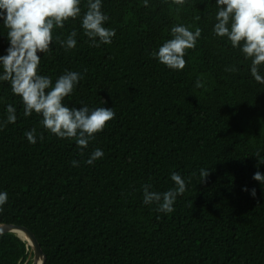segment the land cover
<instances>
[{
	"label": "trees",
	"instance_id": "16d2710c",
	"mask_svg": "<svg viewBox=\"0 0 264 264\" xmlns=\"http://www.w3.org/2000/svg\"><path fill=\"white\" fill-rule=\"evenodd\" d=\"M102 11L104 26L116 31L111 45L90 46L78 17L38 53L39 72L53 84L65 70L81 73L68 107L115 112L84 155L74 140L44 129L39 115L25 117L20 97L0 82V121L8 104L17 115L0 130V191L9 194L0 224L30 230L45 264H264V185L253 179L264 174L255 156L264 157V85L252 78L251 61L214 35L215 0H149L147 7L102 0ZM178 24L199 28L201 37L186 50L185 68L173 71L152 53ZM74 30L77 46L65 51L55 37ZM6 34L0 27V55ZM33 129L36 144L25 136ZM96 148L103 158L84 163ZM202 168L209 171L203 181ZM172 172L186 191L165 215L143 204V185L167 191ZM31 252L16 234L0 236V264H33Z\"/></svg>",
	"mask_w": 264,
	"mask_h": 264
},
{
	"label": "clouds",
	"instance_id": "9594fccd",
	"mask_svg": "<svg viewBox=\"0 0 264 264\" xmlns=\"http://www.w3.org/2000/svg\"><path fill=\"white\" fill-rule=\"evenodd\" d=\"M143 2L147 7L149 0ZM172 2L180 5L184 0ZM82 3L86 9L83 13ZM215 6L214 35L227 38L232 48L239 49L244 58L251 61L252 78L264 85V72L261 71L264 69V0H215ZM78 17L90 46L99 48L112 44L116 31L104 26L109 16L102 11V0H0V21L3 22L0 27L7 29L9 43L7 54L0 55V82H8L12 94L20 97L25 117L33 113L39 115L44 129L58 139L74 140L80 154L84 155L96 134L114 119L115 112L113 108L90 109L83 104L80 108L68 107L64 100L82 79L81 73L65 70L53 84L51 77L40 74L42 58L38 55L50 51L55 29H64L69 19ZM170 35L171 39L154 50L152 56L168 69L181 71L186 64V50L196 46L201 30L196 28L192 31L178 24L171 28ZM76 36L74 30L63 40L59 36L55 39L68 51L76 48ZM195 86L203 87L199 78ZM6 113V119L0 121V130L17 120L16 108L12 104L7 105ZM25 136L29 143L36 144L35 129L26 132ZM103 156L104 152L96 148L84 163L92 165ZM255 156L258 167L264 165V157L259 152ZM71 163L77 167L80 162L73 160ZM200 176L203 181L209 176V171L200 169ZM170 179L174 187L163 192L152 190L150 183L143 185V204L155 205V210L165 215L174 212L177 197L186 191V181L177 172H172ZM253 179L264 185V174L260 171L254 173ZM242 191L256 197L255 188L249 190L245 187ZM8 199V192L0 191V212H3Z\"/></svg>",
	"mask_w": 264,
	"mask_h": 264
},
{
	"label": "water",
	"instance_id": "95a60500",
	"mask_svg": "<svg viewBox=\"0 0 264 264\" xmlns=\"http://www.w3.org/2000/svg\"><path fill=\"white\" fill-rule=\"evenodd\" d=\"M19 232L23 233L25 238L22 237ZM5 233H14L23 241L28 243L32 250L30 254V260L31 257H33V264H38L39 261L41 262L40 264H45L46 258L42 246L39 243L37 237L30 230L15 224H0V236Z\"/></svg>",
	"mask_w": 264,
	"mask_h": 264
},
{
	"label": "bare ground",
	"instance_id": "6f19581e",
	"mask_svg": "<svg viewBox=\"0 0 264 264\" xmlns=\"http://www.w3.org/2000/svg\"><path fill=\"white\" fill-rule=\"evenodd\" d=\"M19 234L24 237L23 233L19 232ZM25 238V237H24ZM31 262H33V260L31 259ZM41 262L39 261L38 264H40Z\"/></svg>",
	"mask_w": 264,
	"mask_h": 264
}]
</instances>
